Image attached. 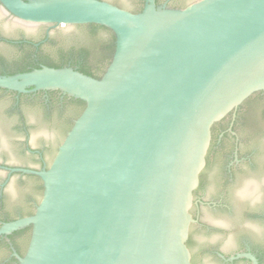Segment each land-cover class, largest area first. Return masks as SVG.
<instances>
[{
    "label": "water",
    "instance_id": "obj_1",
    "mask_svg": "<svg viewBox=\"0 0 264 264\" xmlns=\"http://www.w3.org/2000/svg\"><path fill=\"white\" fill-rule=\"evenodd\" d=\"M114 1L141 7V0ZM0 4L26 27L97 25L115 38L100 79L48 67L0 76L3 89L58 90L84 103L48 168L22 171L40 178L42 194L33 215L0 227L7 235L30 226L18 264H221L207 250L241 248L226 213L203 210L204 223L224 227L217 234L192 225L190 210L212 126L264 92V0H175L186 4L175 9L144 0L138 13L100 0ZM9 106L0 96V111ZM29 110L32 146L57 144L62 129ZM14 121L0 118V140L7 157L20 161L11 143L17 133L3 125ZM241 181L239 198L257 206L264 170ZM219 187L209 185L205 197L217 198ZM189 233L203 251L193 257ZM236 258L257 264L251 254Z\"/></svg>",
    "mask_w": 264,
    "mask_h": 264
},
{
    "label": "flooded vegetation",
    "instance_id": "obj_2",
    "mask_svg": "<svg viewBox=\"0 0 264 264\" xmlns=\"http://www.w3.org/2000/svg\"><path fill=\"white\" fill-rule=\"evenodd\" d=\"M100 1L109 2L133 13L141 11L144 6V0H141L138 10L126 9L114 0ZM173 1L175 0H155V4L157 7L173 9L186 6H174ZM90 26L26 27L17 22L0 4V76H14L43 67L52 68L51 65H58V69L71 68L78 71L79 66L86 60L95 62L83 53L92 41L89 35ZM79 28L89 30L79 31ZM98 38L103 39L100 36ZM25 70L29 71L22 72ZM0 96L3 101L10 103L8 108L0 111V118L15 120L3 125L17 133L11 143L21 158L20 161H11L0 140L1 227L33 215L42 194V182L36 175L22 171L40 172L48 168L81 107L76 104L77 99L58 90L18 93L0 88ZM29 109L36 111L44 121L56 122L62 129L63 135L57 144L32 146L29 131L34 123L29 117ZM261 170H264V92H256L212 126L205 165L199 175L198 186L193 192L190 213L195 223L192 225L199 230L224 233L223 226L206 224L202 220L204 209L216 213L224 212L228 216L231 231L243 242L241 248L230 253L217 247L207 250L221 264H251L246 258L230 260L239 254H251L257 264H264V230L252 231L245 226L246 220H255L264 227V183L260 188V202L255 207L248 201L243 202L236 191L244 175ZM212 183L220 186L221 191L217 198L208 199L204 192ZM29 236L30 226L0 235V264H18V257H22L26 251ZM200 243L197 237L189 233L187 245L192 257L203 252ZM191 262L194 264L193 259Z\"/></svg>",
    "mask_w": 264,
    "mask_h": 264
},
{
    "label": "trees",
    "instance_id": "obj_3",
    "mask_svg": "<svg viewBox=\"0 0 264 264\" xmlns=\"http://www.w3.org/2000/svg\"><path fill=\"white\" fill-rule=\"evenodd\" d=\"M89 28H90L89 35L91 36L92 41L90 42L88 49L85 50V52L83 53L88 59L90 58L94 59L95 62H90V60L88 61L86 60L84 63H82L79 66L78 71L94 79H100L101 77L100 75L105 71L106 67L108 66L111 60L114 51L115 38L112 32L105 27L91 25ZM98 30L106 32L107 36L103 39L98 38L97 36ZM51 67L55 69L60 68L58 65H51ZM27 71L29 70H25L22 72H27ZM94 73L100 75L96 76ZM76 104H78L81 107L80 111H82L84 108V103L80 100H77ZM80 111L75 115V117L79 116V114L81 113Z\"/></svg>",
    "mask_w": 264,
    "mask_h": 264
}]
</instances>
